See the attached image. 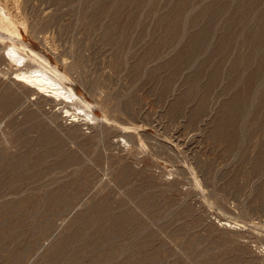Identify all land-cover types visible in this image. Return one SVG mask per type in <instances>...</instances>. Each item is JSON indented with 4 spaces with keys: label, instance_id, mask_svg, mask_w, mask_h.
Wrapping results in <instances>:
<instances>
[{
    "label": "rangeland",
    "instance_id": "rangeland-1",
    "mask_svg": "<svg viewBox=\"0 0 264 264\" xmlns=\"http://www.w3.org/2000/svg\"><path fill=\"white\" fill-rule=\"evenodd\" d=\"M0 5V264H264V0Z\"/></svg>",
    "mask_w": 264,
    "mask_h": 264
},
{
    "label": "bare ground",
    "instance_id": "bare-ground-1",
    "mask_svg": "<svg viewBox=\"0 0 264 264\" xmlns=\"http://www.w3.org/2000/svg\"><path fill=\"white\" fill-rule=\"evenodd\" d=\"M10 16L6 8L0 5V22L3 23L7 21ZM9 26L11 27L10 24ZM15 33L18 34V32H15ZM30 51L35 58L36 56L38 57V54L35 51L33 50H30ZM4 57L7 60H14L20 66V68L18 69L17 72H15V75H14L15 82L17 81L26 86H29L30 88L39 92V94L41 93L44 96H47L50 98L63 100V102L64 101L71 102L72 104L74 103L75 105H78V102L80 103L83 101L84 103H86V105H89V102L84 101L72 87H67L65 85V83L63 82V77L57 72L56 69L47 66V64L49 65V63H48V60H46L44 57L40 56V59H42V61L44 62V64H41V66L36 65V67H32V68L31 66L30 68L28 66V68H26L27 63L29 62V58H32V57L23 53L21 49L17 47L15 44L9 47L8 52L5 54ZM76 110L78 111L70 112V109H66V112L70 114L73 119L78 118V116L82 114L85 116H88L91 113V111H89L86 108V106L84 107L83 105L77 106ZM91 116L93 118V115Z\"/></svg>",
    "mask_w": 264,
    "mask_h": 264
}]
</instances>
